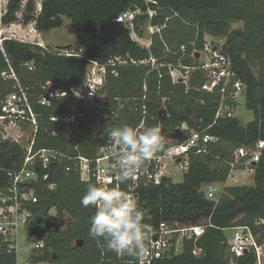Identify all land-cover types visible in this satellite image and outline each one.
Returning a JSON list of instances; mask_svg holds the SVG:
<instances>
[{"label":"trees","instance_id":"1","mask_svg":"<svg viewBox=\"0 0 264 264\" xmlns=\"http://www.w3.org/2000/svg\"><path fill=\"white\" fill-rule=\"evenodd\" d=\"M43 0L37 10L36 0H9L6 12L1 17L4 25L22 22L28 26L35 23L39 33L49 32L70 21L68 31L88 56L60 55V51L44 49L30 42L9 39L4 49L15 66L24 84L58 80L66 87H79L86 78L89 60L107 62L116 56H131L144 60L154 56L167 63H177L186 46L185 63L193 64L188 58L191 53L205 50L206 36L225 38L222 52L233 63V68L246 85V108L252 119L244 122L240 116L216 118L220 95L202 90L205 75L201 71L192 73L189 84H173L167 69L161 68L150 74L149 67L127 66L120 69L118 76H109L103 90L106 98L99 101L100 112L107 108L118 109L115 98L129 99L143 96L148 86L146 104L156 119L153 126L162 125L164 130H173L187 121L191 128L218 136L220 141L210 146V152L193 155L190 169L179 182L164 179L160 185H148L139 189L138 207L150 219L145 222L157 232L162 223L170 229H184L192 226H206L205 234L198 240L185 239L180 252L172 250L166 257L154 260L152 264H231L228 229L250 226L264 243V151L254 167L253 185L228 186L218 204L206 198L204 186L225 182L231 171L230 163L235 161L238 148H252L264 141V0ZM155 2V3H154ZM138 9L134 19L135 32L145 36L149 25L164 26L161 33L151 36L150 47L142 46L132 37V31L115 19L130 10ZM149 10L156 11L151 17ZM21 15V20L19 18ZM242 24L233 29L234 24ZM178 53V54H173ZM33 63L35 70L28 71L21 64ZM259 66V74L253 66ZM8 67L7 59L0 47V70ZM10 85L8 90H11ZM162 98H167L166 112L169 117L159 118L163 108ZM138 107L144 102L136 101ZM70 106V107H69ZM122 111L119 118L90 120L86 125L74 124L54 126L56 137H48L42 145L66 149L75 143L85 147L87 155L94 153L112 127L129 125L137 127V121ZM238 110V109H237ZM71 111L69 100L64 99L52 113ZM150 126V122H149ZM24 159L21 146L12 141L0 140V188L11 185L10 173L17 172ZM243 168V165H239ZM57 178L40 180L28 185L38 198L37 203L26 206L33 216L31 221L46 219L65 220L66 224L57 232L52 231L45 238V249L34 250L32 264H138L140 250L135 256L119 255L106 248L104 241L89 235L90 218L95 208H85L80 201L92 180L84 182L79 174L59 168ZM56 188L50 189L52 183ZM98 186V185H97ZM24 187V186H22ZM56 210V215L50 213ZM151 233V234H152ZM151 241V235L145 246ZM31 242L35 240L31 239ZM196 248L201 255L194 254ZM256 255L247 254L235 264H255ZM0 264H18L17 254L5 247L0 249Z\"/></svg>","mask_w":264,"mask_h":264},{"label":"built area","instance_id":"2","mask_svg":"<svg viewBox=\"0 0 264 264\" xmlns=\"http://www.w3.org/2000/svg\"><path fill=\"white\" fill-rule=\"evenodd\" d=\"M138 14H141V11L133 9L119 15L115 21L125 24L131 31L133 30L136 38L140 39L134 26V19ZM149 14L153 17L156 11L149 10ZM11 25L14 23L4 25L0 20V47L8 62V67L0 70V140L12 141L21 146L24 159L21 168L17 172L10 173L11 185L0 188V249L5 247L9 252L15 254L18 253L19 219L24 213L26 215L24 223L28 224L33 213L26 206L28 203L38 202L35 192L29 189L28 185L40 180L48 181L51 178H57L60 167L65 171L79 174L84 182L94 180L98 186L112 187L117 183L118 169L115 167L114 158L109 154L108 136L99 135L98 139H105L103 144L95 146L94 153L87 155L84 152L85 147L79 143L68 145L66 149L42 145L41 142H44L48 137L58 135L54 126L86 125L90 120H104L108 117L119 118L122 111L127 108H129L128 114L137 121V127L140 125L153 126L152 121L156 117L149 113L145 103L148 93L146 84L143 96L129 99L115 98L113 102H116L118 109L108 107L106 113L101 114L98 104L99 101L106 98L103 90L109 76H118L123 67L145 65L150 68L149 74L158 71L162 77L161 68H166V74L173 84L188 85L192 73L201 71L206 79L202 90L220 95L216 118L236 117L240 101L242 98L245 99L247 85L238 78L232 60L222 52V47H213L208 43H206L204 51L191 53L188 56L193 64L185 63L186 46H182L180 51L184 53L175 64L158 60L154 56L144 60L135 59L129 55L116 56L105 63L89 60L86 78L79 87H66L58 80L24 84L3 47L6 40H16V37L6 35ZM164 28L165 25H149L152 35L161 33ZM33 44L44 49L49 47L39 41H33ZM59 51L60 55L88 59L87 53L78 47H68L59 49ZM21 65L30 72L35 70L33 63ZM10 85L12 89L8 90ZM64 99L69 100L70 112H50V110L56 109ZM138 100L144 102L141 107H138L136 103ZM161 100L163 108L159 118L169 117L165 106L167 98ZM159 126L162 129V125L159 124ZM162 134L166 145L165 151L155 154L151 160L145 162L133 179L121 184V189L134 199L137 206L139 204L138 191L141 187L151 184L160 185L164 179L179 182L190 169L191 157L209 153L210 146L220 141L218 136L191 128L187 121L178 124L173 130L162 129ZM169 146L172 149L170 152L167 151ZM263 151L264 141H259L252 148H238L235 151V161L230 163L231 171L227 181L205 185L203 190L206 198L218 204L225 195L228 186L247 185L238 178L237 173H243L244 176L254 175V167L260 161ZM239 165H243V168H239ZM176 177L181 178L175 180ZM54 188H56L55 182L50 185V189ZM50 215L55 216L56 213L52 214L51 212ZM263 224L264 220L256 222L257 226ZM206 230V226L170 229L165 223H162L159 230L151 234L150 244L140 249L138 264H152L154 260L166 257L172 250L180 252L185 239L198 240ZM232 230L233 235L229 239L231 264H235L238 258L250 253L256 255L255 264H264V243L259 242L261 234H256L250 226H237ZM155 235L158 236L157 240H154ZM45 245V239L33 242L34 250H44ZM201 253L202 249L194 250V254L197 256Z\"/></svg>","mask_w":264,"mask_h":264},{"label":"clouds","instance_id":"3","mask_svg":"<svg viewBox=\"0 0 264 264\" xmlns=\"http://www.w3.org/2000/svg\"><path fill=\"white\" fill-rule=\"evenodd\" d=\"M108 137L109 154L118 169L117 183L112 187L89 185L80 203L95 208L89 228L93 239H102L108 250L119 255L135 256L149 240L152 226L145 222L150 217L121 189V184L133 179L155 154L165 151V140L159 125L112 127Z\"/></svg>","mask_w":264,"mask_h":264},{"label":"rangeland","instance_id":"4","mask_svg":"<svg viewBox=\"0 0 264 264\" xmlns=\"http://www.w3.org/2000/svg\"><path fill=\"white\" fill-rule=\"evenodd\" d=\"M9 0H0V16L6 12L7 3ZM27 0H25L26 2ZM43 0H36L37 3V10L40 11L41 9V3ZM22 14H19L20 20ZM70 25V21L66 19L65 25L58 29H53L49 32L45 33H39L35 28V23H31L30 25L26 26L21 21L14 23V25H11L6 35H12L16 37V40H25L27 42L39 41L44 42L45 45L51 47L52 49H56L59 51V49H64L68 47L76 48L78 47V43L73 35H71L68 31V26ZM242 24H234L233 29L241 28ZM151 32L149 30V26L145 28V36L139 37L140 39L136 38L135 33H133L132 30V37L136 39L142 46L144 47H150L151 45ZM225 38L221 37H213L210 35L206 36V43L211 44V46H219L222 47L225 43ZM198 63L197 61H195ZM253 70L256 72V74H259V66L254 65ZM237 115L241 117V119L244 122H247L252 119V113L246 108V101L244 98L241 99L239 108L237 110ZM238 178L241 179V181L244 182V184L247 185H253L254 184V177L253 175L249 174L247 176H244L243 173H237ZM181 177H176L175 180L180 179ZM56 210L52 211V214H55ZM26 215L24 213L22 214L21 218L19 219V226H18V237H17V244H18V253H17V259L18 264H32L31 263V255L34 251L33 243L31 242V239L28 236L27 227L28 224L24 223ZM226 234L228 235V238L231 239L233 235V230L228 229L226 231Z\"/></svg>","mask_w":264,"mask_h":264},{"label":"water","instance_id":"5","mask_svg":"<svg viewBox=\"0 0 264 264\" xmlns=\"http://www.w3.org/2000/svg\"><path fill=\"white\" fill-rule=\"evenodd\" d=\"M41 221L35 222L31 221L28 224L27 231H28V236L30 239H33L35 241H42L46 238L47 234L52 232V231H59L65 224L66 221L62 220H56V219H51L48 218L46 219L43 224H41ZM158 236H154V240H157Z\"/></svg>","mask_w":264,"mask_h":264},{"label":"flooded vegetation","instance_id":"6","mask_svg":"<svg viewBox=\"0 0 264 264\" xmlns=\"http://www.w3.org/2000/svg\"><path fill=\"white\" fill-rule=\"evenodd\" d=\"M41 224H43V222Z\"/></svg>","mask_w":264,"mask_h":264},{"label":"bare ground","instance_id":"7","mask_svg":"<svg viewBox=\"0 0 264 264\" xmlns=\"http://www.w3.org/2000/svg\"><path fill=\"white\" fill-rule=\"evenodd\" d=\"M29 223H30V222H29ZM29 223H28V224H29Z\"/></svg>","mask_w":264,"mask_h":264}]
</instances>
